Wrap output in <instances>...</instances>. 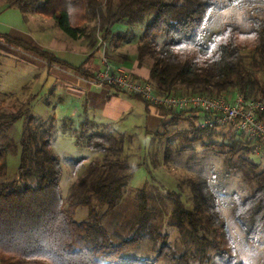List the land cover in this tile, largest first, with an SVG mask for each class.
<instances>
[{"label":"trees","instance_id":"trees-1","mask_svg":"<svg viewBox=\"0 0 264 264\" xmlns=\"http://www.w3.org/2000/svg\"><path fill=\"white\" fill-rule=\"evenodd\" d=\"M227 2L264 5V0ZM4 3L16 6L22 13L50 17L71 38L89 36L84 28L87 16L97 21L95 29L102 32L103 38L110 37L118 23L131 26L145 22L137 44V58L140 62L146 57L151 59L148 81L159 93L213 97L235 92L264 103L263 17L251 15L248 31L228 23L206 39L212 14L220 7L217 0H43L37 5L33 0H5ZM0 39L35 53L48 63L65 64L52 53L22 39L2 32ZM88 76L92 78L95 74ZM186 112L191 111H165L170 115L169 122L195 118L186 116ZM29 122L20 140L18 178L0 181V264H157L154 258L123 255L144 235L148 220L145 201L136 232L130 237L113 239L101 223L102 216L90 204L89 196L76 203L88 206V218L76 221L74 203L70 201L64 207L59 187L61 166L50 150L51 126L31 130ZM86 124L84 121L81 126ZM195 129L208 131L204 127ZM124 138V133L115 136L92 132L77 139L90 150L103 154L101 162H90L89 174L96 177L87 186L96 202L108 209L114 206L135 168L109 155L122 150ZM232 140L231 153L244 146L235 137ZM4 159L0 148V177L5 173ZM251 168L252 175L247 177L253 188L244 195L232 194L231 214L245 231L247 240L256 244L264 228V169L256 170L254 164ZM28 178L36 183L30 184ZM189 185L193 209L186 208L177 196L172 214L184 225L191 248L176 254L163 244L157 258L165 257L172 264H243L237 261L218 196L202 178L189 180Z\"/></svg>","mask_w":264,"mask_h":264},{"label":"rangeland","instance_id":"rangeland-1","mask_svg":"<svg viewBox=\"0 0 264 264\" xmlns=\"http://www.w3.org/2000/svg\"><path fill=\"white\" fill-rule=\"evenodd\" d=\"M2 1L5 2L0 0ZM217 1L220 7L212 14L208 24L210 32L205 36L206 39L211 33L222 31L228 23L238 26L242 31H248L251 29V15L264 18L262 4L246 6L230 4L227 0ZM42 2L43 0H33L36 5ZM27 13L30 12H26V15ZM26 15L24 17L17 7L1 9L0 29L21 39L49 44L54 36L52 31L39 29V21L28 20ZM34 17L41 16L34 14ZM48 23L53 24V21L48 20ZM144 23L137 22L131 26L118 23L113 27L112 35L104 41L102 32L95 29L97 21L87 16L84 28L89 36L80 37V43H86L90 48L95 41H104L107 45L123 46L127 53H133L140 41ZM117 36L122 38L116 41ZM156 40L160 42L161 38L157 37ZM13 50V55L0 53V148L5 157V173L0 181L18 178L20 140L26 122L30 121L28 127L31 130L51 126L50 150L61 166L59 187L64 207L70 201L74 203L73 218L76 221L88 218V206L76 203L89 196L90 204L102 216L101 223L112 238L130 237L136 232L142 202L145 201L148 220L144 235L134 247L123 253L124 256L149 257L156 259L157 264H172L165 257L157 258L163 244L176 254L191 248L184 225L172 214L173 200L178 196L184 206L192 210L189 180L202 178L219 198L220 212L234 243L237 261L243 264L264 263V228L256 244H252L231 214L232 194L244 195L253 188V182L247 177L252 175L251 164L257 165L256 170L264 169L263 145L246 136L234 125L211 128L200 125L198 117L172 120L156 133L147 132L142 118L135 113L129 119L126 117L106 123L91 108L86 111L84 97H79L86 87L81 85V89L84 88L79 89L73 75L52 66L51 77L40 85L36 75L32 74L37 71L42 75L43 68L23 58V52ZM102 50L103 47L98 51ZM68 54L75 56L76 52H67L62 55L63 58L76 64L81 61ZM103 57L108 60L107 54L103 53ZM145 59L151 64L149 57ZM104 88L111 89L106 85ZM233 94L235 92L225 95ZM84 121L87 124L83 127L81 123ZM196 127H204L208 131H199ZM92 132L115 136L120 132L124 133L122 150L109 155L135 165L121 188V195L109 209L96 202L87 186L96 177V174H89L88 166L91 161L101 162L103 154L90 150L77 139L78 136ZM234 137L243 142L244 146L231 153ZM28 182L32 185L36 183L33 178H28Z\"/></svg>","mask_w":264,"mask_h":264},{"label":"crops","instance_id":"crops-1","mask_svg":"<svg viewBox=\"0 0 264 264\" xmlns=\"http://www.w3.org/2000/svg\"><path fill=\"white\" fill-rule=\"evenodd\" d=\"M11 7L16 6H6L4 1L0 2V10H5ZM23 14L25 17L26 13ZM34 14L38 13H27L26 16L28 17V20H32L33 22L37 23L39 21V29L44 31L50 30L54 36L47 45L39 44L32 40L28 41L24 38L22 40L52 53L65 64L48 63L37 54L16 48L5 43L1 39L0 53L5 52L7 54H12V52H14L13 49L19 50L25 54L22 55L24 56L23 58H25L27 61H31L36 66L43 68L44 71L42 75L37 71H33L32 74L34 76L36 75L37 81H39L40 85L44 84L48 78L51 77L50 68H52V66H56L53 68L59 67V70H64L67 73L69 72L70 75H73V77L76 78L75 80L80 86L79 89H81V85L86 87H82V89H84L79 95V97H84L86 111L91 108V111L93 113H98V115H100L106 123L116 121L117 119L122 120L126 117L129 119L131 118V115L135 113L142 118L143 126L147 132H156L169 122L171 118L169 114L165 113V111H167L166 108L149 105L135 95L124 93L119 91L117 88L113 87V89L111 86L107 85L106 87H110L111 89H105V85L95 84L90 81L91 76L88 75L96 74L102 69L103 53L107 54L108 60L114 69H122L132 76L148 80L150 64L146 59L141 62L138 60L137 46L134 48L133 53H127L123 46H119L118 44L107 45L104 41H106L108 38H103L102 36V39H105L103 42L95 41L93 45H90V48H88L86 43L85 45L84 43H80V38H71L67 36L52 19H48L40 14L39 16L41 17H34ZM48 20H52L53 24H49ZM0 32L6 33L14 38L21 39L19 36L11 35V33L7 30L0 29ZM116 41L119 40L116 39ZM101 47H103V50L102 52H99L98 50ZM67 52H76L75 56L74 54L68 55L71 56V58H77L81 61L78 60L80 62L76 64L67 60L66 58H63L62 55ZM84 73H86V75ZM184 111H191L186 112L185 115H191L192 117L195 116V119L198 117V121H201L200 125H202L203 120L205 119V115L203 113L194 110Z\"/></svg>","mask_w":264,"mask_h":264},{"label":"built area","instance_id":"built-area-1","mask_svg":"<svg viewBox=\"0 0 264 264\" xmlns=\"http://www.w3.org/2000/svg\"><path fill=\"white\" fill-rule=\"evenodd\" d=\"M102 69L91 82L117 88L124 93L136 95L149 105L171 111L194 110L205 115L203 126L234 125L246 136L264 146V103L243 97L239 93L209 97L202 94H161L148 80L114 69L103 57Z\"/></svg>","mask_w":264,"mask_h":264}]
</instances>
